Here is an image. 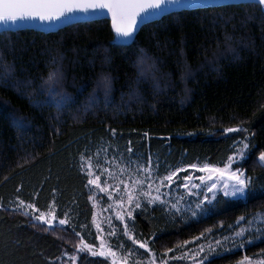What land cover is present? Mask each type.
<instances>
[{
	"label": "trees",
	"instance_id": "16d2710c",
	"mask_svg": "<svg viewBox=\"0 0 264 264\" xmlns=\"http://www.w3.org/2000/svg\"><path fill=\"white\" fill-rule=\"evenodd\" d=\"M144 53L159 62L172 83L157 89L151 81L140 83L138 59ZM0 55V264H58L65 251L52 234L6 209L15 198L34 202L41 211L55 202L61 217L71 209L91 227L93 208L79 160L102 141L157 155L172 168L223 166L236 141L250 137V156L242 167L256 191L247 201L224 198L214 212L196 220H173L159 207L136 215L135 235L157 254L264 211V169L253 168L264 153V9L258 3L169 14L144 25L127 45L117 43L109 20L50 33L5 31ZM58 67L76 99L63 109L47 103L40 88ZM186 72L194 74L185 85ZM103 75L111 80V101L78 112ZM13 111L26 118L23 127L12 123ZM230 127L248 132L226 136ZM67 232L75 235L73 228ZM262 251L264 241L208 264H235ZM94 262L108 264L85 255L78 264Z\"/></svg>",
	"mask_w": 264,
	"mask_h": 264
},
{
	"label": "snow or ice",
	"instance_id": "6c2138e0",
	"mask_svg": "<svg viewBox=\"0 0 264 264\" xmlns=\"http://www.w3.org/2000/svg\"><path fill=\"white\" fill-rule=\"evenodd\" d=\"M205 2L207 0H0V24H17L20 21L40 20L47 21L51 25L53 21H62L64 18L76 19L77 17L73 15L75 13L107 10L112 13L113 27L117 36L123 38L120 43L127 45L132 42L134 34L139 30L141 24L151 22L154 18L173 9L196 7ZM256 2L261 8H264V0H256ZM46 83L48 88L45 91L55 101L57 107L69 100V97L59 89L61 76L58 70L49 74V79ZM98 87L107 91L111 87V80L106 76L103 77L98 81ZM11 121L20 127L26 124V118L21 117L15 111L11 114ZM225 132L247 133L248 130L242 127H230L226 128ZM111 134L115 136V130H112ZM145 136H147V133H145ZM248 148V136H244L233 145V153L222 162V167L209 163H191L187 166L172 168L162 175H157L159 161H153L151 156L146 158L143 164L137 163L138 158L131 156L125 163L123 160H118L116 156L109 158L106 146H101L86 158L82 156L80 167L88 177L86 187H92V193L89 198L95 200V194L98 191L108 195L111 200L112 193L108 191V188L114 187L115 192L119 195L113 203L108 205V208H114V206L119 205V210L115 211V219L119 220L123 225L121 234L132 241V246H129L125 251L123 243H118L116 250H113L108 241L101 240L100 245L97 247L95 242L87 243L83 236L79 232H75L73 228V232L79 237V240L73 244L74 252L69 254L65 251L63 255L67 257V260L72 261V264H75L81 253H88L93 257H104L110 260V264H119L120 260L127 264L129 257L135 254L137 259L133 261V264H141L140 257L143 254L139 253V249H144L149 254L144 264H156V255L148 247L149 241L134 237L132 228L135 226L133 224L130 228L129 223L125 221V216H127L129 221L133 220L132 213L136 209L141 208L142 203H159L169 207L174 214L188 213L191 217L196 218L214 212L218 203L225 202L224 198H228V202L234 203L247 201L251 192L254 191L252 188L253 179L245 176L240 161L245 159ZM101 152L105 153L103 160L99 159ZM127 152L132 153V148L128 147ZM94 160L96 161L95 163H93ZM258 160L264 162V153H260ZM234 164L239 166L234 169ZM111 168H115L116 171H110ZM190 169L194 171L189 172ZM181 172L189 174L180 176ZM195 172L204 173V175L195 176ZM101 176L105 177L103 184L101 183ZM177 180L180 182L178 183ZM109 181H113V184L110 185ZM196 181L199 182L197 183ZM174 184L175 188H173ZM121 185H123V189H121ZM163 188L172 189V191L182 188L186 191L176 198L175 202H172L167 199L169 192L162 191ZM218 196L220 197L219 200L217 199ZM188 197L193 199L188 201L186 205L183 204L182 201L188 200ZM0 210H3L2 206H0ZM11 210L30 216L33 221L44 225L43 231L52 230V222L57 220L54 202L48 206L46 211H41L34 202H26L17 198L15 207ZM111 219L112 217L107 218L108 237L116 235V229L111 224ZM67 221L68 218L65 214V218L58 220L57 226L65 225ZM93 222L95 223V217ZM241 222H245L248 227L242 226L237 230L234 226H230L233 228V233L230 236H226L224 238L225 241H231L233 244L238 241L241 247L244 244L253 243L254 241L250 237L245 238V234L252 225H256V230L264 234V213H257L256 216L247 220L244 216H241L237 219L236 224L240 225ZM32 226L35 227L36 224L34 223ZM95 227L98 229L97 239H101L99 234L103 232V229L100 224H95ZM202 237L203 234L200 237H196V239H201ZM261 238L264 239V235ZM183 243L186 245L189 242L185 241ZM221 243V241H216L215 245H213L209 241L207 249L204 244H201L198 246V250L190 257L185 252L180 256L172 257V259L188 257L191 260H196V257L201 253L206 250L210 253L215 250L216 246H220ZM136 245H138V248L134 247ZM179 246L177 245V247ZM118 251L123 252L122 257L117 256ZM168 251H173V249H167L165 256ZM207 258L205 256L204 260H207ZM57 259L61 258L57 257ZM204 260H200L198 264H204ZM244 260L248 261V264H252L248 257H244ZM161 264H167V259L161 260ZM241 264H244V262L242 261ZM261 264H264V261Z\"/></svg>",
	"mask_w": 264,
	"mask_h": 264
},
{
	"label": "rangeland",
	"instance_id": "374dc122",
	"mask_svg": "<svg viewBox=\"0 0 264 264\" xmlns=\"http://www.w3.org/2000/svg\"><path fill=\"white\" fill-rule=\"evenodd\" d=\"M0 61L1 62L3 61V59L1 58V55H0ZM138 61H139L140 83H143V84L148 83L149 84L151 81L155 84L153 87L155 88V86H156V89L160 88L162 83H166L167 85L172 83L169 80V75L167 76L165 74V72L162 70L159 62L156 59H154L152 56L144 53L143 55H141V57L138 59ZM57 70L59 71L60 76H61V83L59 85V89H60V91H62L63 93H65L69 97V100L65 104L58 107L59 109H63L64 107H67L68 103H73V101L75 102L76 99L73 98V95L68 90L70 88L67 86V77L65 75L64 69H62L61 67H58L56 70L52 71V73L56 72ZM193 74L194 73H192V72L184 73L183 82L185 85L189 83ZM103 77H105V76L103 75ZM103 77H101L99 79V81ZM48 79L45 80L43 82V84L41 85V87H40L41 92H42V95L45 96L47 103L49 102V104L56 105L55 101H53L51 99V97L47 94V92L45 91L48 88V85L46 83V81H48ZM111 89H112V85H111L110 89L105 91L103 88L98 87V83H97L96 88L94 90V93L91 95L90 99L88 100L89 104L87 106L83 104L82 107L81 106H80V108L77 107L76 110L78 112H83V114H85L87 111V108L90 105H93V104L99 105L101 102L104 105H107L112 99ZM134 94H132L130 96V99H134V97H136V95H134ZM186 94L187 95L189 94L188 89L186 90ZM129 101H127V103ZM75 113H74L73 117L77 118V115ZM240 133L241 132H233V133H226L225 132V135L228 136V135H234V134H240ZM245 136H247V135L245 134ZM248 142H249V148L245 154V159L240 161V165H243L250 156V152H251L250 137H248ZM94 146L91 145L90 148L81 155V157L84 156L86 158L88 155L94 153L101 146H106L107 147V154H108L109 158H111L112 156H116L118 158V160H123L125 163L127 162L128 158L131 156L133 158H138L137 163L143 164L145 162L146 158L151 156V159L153 161H159V169H158L157 175L165 174L167 171H170L172 168H176V167H180V166H187V165L183 164V165H179V166L171 168L170 166L164 164V162L161 161L157 155L155 156V155L149 154L147 156V155H145L139 151L133 150V148L131 146H128V147L132 148V153H128L127 149H122L119 146H117L115 144L112 145V143H109V142H103L102 141L101 145L94 144ZM81 157L79 160V164H81ZM104 157H105V153L101 152L99 159L103 160ZM95 162L96 161L94 160L93 163H95ZM206 163H209V162H206ZM198 164H203V163H198ZM218 166H220V165H218ZM238 166L239 165L234 164L233 168L235 169ZM259 167L264 169V162H260L258 160V162H256L255 165L253 166V168H255V169H257ZM110 171H116V169L111 168ZM193 171L194 170H191V169L189 170V172H193ZM82 172L85 174V171L83 169H82ZM244 172H245V170H244ZM188 174L189 173L181 172L180 176H186ZM199 175H204V173L195 172V176H199ZM245 176H248L247 172H245ZM87 179H88V177H87ZM104 179H105V177L101 176V183L102 184H103ZM177 182L179 183L180 181L177 180ZM196 182L198 183L199 181H196ZM109 184L110 185L113 184V181H109ZM120 187H121V189H123V185H121ZM173 188H175V184L173 185ZM87 189L89 190V193L91 194L92 193V187L88 186ZM108 191L110 193H112V199L111 200L108 198V195H106L103 192H98V191L95 194V200H92L89 198V202H91V206L93 208V211H92L93 217H92V220L90 223V225H91L90 228H88L87 225H84L82 222H80V218L78 217L79 215L75 214L74 210H71V209H69L68 211H66L64 213L67 215V218H68L67 223L65 225L57 226L58 220L65 218V215L62 217L60 216L61 209L57 205V203H55V202H54L55 203V216L57 217V220L52 222L53 223V229L49 230V231H43L42 229L45 226L38 223V222L33 221L30 216L22 215L19 212H15V211L14 212L21 215V216H25L27 218V220L29 221V223H31V224L35 223L36 226L34 229H39L41 231V233L52 234L55 238L58 239V241L60 240L61 244L63 245V249H65V251H67L69 254L74 252L75 249L73 247V244L79 240V237H77L76 235H68L67 234L68 233L67 230H69L70 228H74L76 231L78 230V232L81 234V236H83L84 240L87 243L91 244V243L95 242L96 246L98 247L101 243V240H106L112 246L113 250H116V246L118 243H123L124 250L126 251L129 248V246H132V241L129 240L126 236L121 234V229H122L123 225L121 224V222L119 220L115 219V211L119 210V205L114 206V208H108V205L110 203H113V201L116 200V197L119 194L115 192L114 187H109ZM162 191L169 192V196L167 197V199H169L172 202H175V199L178 198L179 196H181L186 190L181 188V189H177L176 191H172V189L163 188ZM254 191H256V190L254 189ZM254 191H252V192H254ZM209 195H211V194H209ZM89 197H90V195H89ZM218 198H219V196H218ZM192 199H193L192 197H188V200L182 201V203L186 205L188 203V201H190ZM15 202H17V198L11 200V202L7 204L8 206H6V209L9 211H12L11 209L13 207H15ZM52 204H53V202L50 203V205H52ZM152 207H159L161 210H163L165 212V214L167 216H169V218H172L173 220L178 219V218L182 219L183 221L196 220L199 217L198 216L196 218H193L188 213H176V214H174L173 211H171L169 207H166V206L161 205L159 203H153V204L142 203L141 208L136 209L132 213V216L134 219L129 221L127 216H125V221L129 223V226L131 228L132 225L135 224L134 221H135L136 215L141 210L150 209ZM105 209H107V210H105ZM261 213H264V211ZM37 214H39V213H37ZM256 215H257V213H255V215H253V216H249V217L244 216V217L247 220L248 218L254 217ZM94 217H95V223L93 222ZM108 217H112L111 224L116 229V235L115 236H111V237L107 236V233H108L107 218ZM49 219H50V217H49ZM95 224H100V227L103 229V232L99 234L101 239H97L98 229L95 227ZM232 226H234L237 230L239 229V227H242V226L248 227V225L245 222H241L240 225H237L235 223ZM256 227H257L256 225H252L249 228V231L245 234V238L250 237L251 239H253L254 242L251 244H244L242 247L239 245L238 241L235 244H233L231 241H225L224 238L226 236L232 235L233 228H231V227L223 228V226H221V228H219L218 230H216L214 232H209L208 234L203 236L201 239L192 240L189 243H187L186 245L179 246V247L175 248V250H173V251H168L166 256H165V253L164 254H157L153 250L152 246H150V242L148 244V247L156 255V258H157L156 264H161V260H163V259H167V264H198V262L200 260H204L205 256H207L208 258H207V260H204V264H208L211 262V260L218 258V257H222V255L231 254V253L238 251V250L245 251V249L247 247L252 246V245H256V243L263 242L264 239H262L261 236L264 234L257 231ZM132 233H133L134 237L136 239H138L137 236L135 235V229L134 228H132ZM209 241H211L213 245H215L216 241H221L222 243L220 246H216L215 250L210 252V253L207 250L204 253H201L199 256L196 257V260H191L188 257H185L184 259H172V257L180 256L185 252H187L188 256L190 257L191 255H193L198 250V246L201 244H204L206 249H207V245H208ZM134 247L138 248V245H136ZM139 253L143 254V256L140 257V260H141V264H144V262H145V260L149 254L146 253L144 249H139ZM83 255L87 256L88 258H92V259H95V258L103 259V260L107 261L108 264H110V260H107L101 256L93 257V256L89 255L88 253H81L79 255V258L76 260L75 264H78L80 262V258ZM117 256L122 257L123 252L118 251ZM60 258L61 259L56 260L58 262V264H72V261L67 260V257H65L63 254L60 256ZM248 258L252 262V264H261V262L264 261V251H262L261 253H258L256 256H251ZM135 259H137V256L134 254L133 256L129 257V259L127 260V264H133V261ZM242 261L244 262V264H248V261H245L244 259L235 263V264H241ZM119 264H124V261L120 260Z\"/></svg>",
	"mask_w": 264,
	"mask_h": 264
},
{
	"label": "water",
	"instance_id": "95a60500",
	"mask_svg": "<svg viewBox=\"0 0 264 264\" xmlns=\"http://www.w3.org/2000/svg\"><path fill=\"white\" fill-rule=\"evenodd\" d=\"M246 3L257 4L256 0H207V2L196 7L173 9L170 12H165L163 15L154 18L151 22L141 24L139 26V30L134 34V38L132 41H134L135 37L142 30V27H144V25L149 23H154V21L160 20L164 18L166 15L182 12V11H188V10H199L200 8L223 7L234 4H246ZM73 15L76 16L77 18L76 19L64 18L62 21H53L51 25L47 21H40V20L20 21L17 22V24H11V23L0 24V34L4 33L5 31L15 32L17 30H27V29L36 30V31L39 30L44 33H50V32L60 31L62 28L72 26L73 24L84 23V22H96L99 20H109L111 22V27H113L112 13L108 12L107 10H103L102 12L100 10H97L96 12L90 11L89 13H75ZM113 31L117 43L120 44V41L123 38L117 36L114 27H113ZM131 43L132 42L128 44Z\"/></svg>",
	"mask_w": 264,
	"mask_h": 264
}]
</instances>
